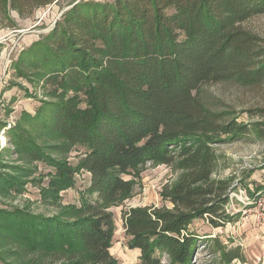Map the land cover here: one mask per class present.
<instances>
[{"label": "trees", "instance_id": "16d2710c", "mask_svg": "<svg viewBox=\"0 0 264 264\" xmlns=\"http://www.w3.org/2000/svg\"><path fill=\"white\" fill-rule=\"evenodd\" d=\"M55 1L0 0V13L12 9L22 16ZM263 14L264 0L73 5L36 43L45 54L44 73L36 74L53 100H39L34 115L23 112L6 130L18 159L30 166L4 163L1 157L0 194H20L29 180L39 184L41 163L51 169L43 204L55 206L58 192L79 171L89 175L91 193L115 201L133 188L124 175L148 161L178 159L184 174L167 193L173 208L130 209L123 230L127 248L140 252L141 264H191L199 238L188 227L201 219L220 228L238 216L226 210L235 190L232 179L213 178L218 163L213 145L264 140V107L246 110L259 121L239 122L228 111L207 109L198 92L226 81L264 84V47L242 26ZM28 56H20L18 66L25 59L31 63ZM24 125L61 142L37 143ZM77 147L84 154L75 167L50 154L64 156ZM115 232L113 214L98 202L64 207L53 216L0 207V247L6 248L0 250V264H119L110 252ZM211 242L224 264L244 262L240 247ZM3 254L13 260L5 261Z\"/></svg>", "mask_w": 264, "mask_h": 264}, {"label": "rangeland", "instance_id": "374dc122", "mask_svg": "<svg viewBox=\"0 0 264 264\" xmlns=\"http://www.w3.org/2000/svg\"><path fill=\"white\" fill-rule=\"evenodd\" d=\"M107 1L111 0H56L50 5L25 11L22 16L12 9H7L6 14L0 13V125H6L5 128L0 127V158H3L4 163L30 166L18 159L6 130L23 112L34 115L40 105L39 100H53L46 97L47 88L36 74L44 73L41 60L45 55L43 49H37L39 44L36 43H41L55 23L76 3ZM242 26L257 36L264 47V14L251 18ZM33 46L35 48L31 50ZM25 54L29 55L31 63L25 59V63L18 66L19 57ZM18 69L27 77L20 76ZM198 98L207 109L213 112L228 111L239 122L259 121L258 116L250 117L246 110L264 107V84L249 87L236 81L210 83L199 89ZM24 126L35 134L37 143L61 142L59 136L53 138L48 131L39 128V131H34L31 125ZM213 148L218 156L213 178L232 179L235 190L230 192L226 210L230 214L238 213V216L235 222L220 228H212L206 220L201 219L195 220L188 227V232L199 238L191 264H224L213 247V238L222 242L226 249L240 247L244 262L234 260L230 264H264V140L250 137L230 144H215ZM177 153L178 150H174L172 155L176 157ZM50 154L69 167H75L78 159L83 156L84 149L73 148L64 156L55 152ZM178 161L175 159L171 164L162 161L143 163L123 176L124 179L133 181L132 190L121 194L115 201L106 202L89 191L88 174L75 172L70 186L67 184L58 192V203L53 204L55 206L43 204L42 189L48 188L50 176L47 173L51 169L38 163L36 176H39L40 183L36 185L29 180L20 194H0V207H28L36 214L53 216L64 207H79L84 201L98 202L113 214L115 221L116 232L110 249L111 255L119 264H141L140 256H135V250L127 248V237L122 227L123 216L133 208L171 210L173 205L167 193L184 174ZM260 186L263 189L260 190ZM5 249L0 247V250ZM3 258L5 261L13 260V256L7 254H3ZM162 260L166 261V257L163 256ZM39 262L35 264H40Z\"/></svg>", "mask_w": 264, "mask_h": 264}, {"label": "crops", "instance_id": "0c3cea01", "mask_svg": "<svg viewBox=\"0 0 264 264\" xmlns=\"http://www.w3.org/2000/svg\"><path fill=\"white\" fill-rule=\"evenodd\" d=\"M10 127V126H9ZM5 128V127H4ZM122 227H123V223H122ZM115 237V236H114ZM113 240H114V238H113ZM140 256V252L138 251V250H135V256Z\"/></svg>", "mask_w": 264, "mask_h": 264}]
</instances>
